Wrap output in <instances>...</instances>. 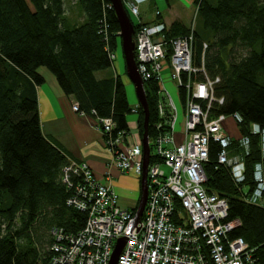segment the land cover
<instances>
[{
    "label": "trees",
    "instance_id": "1",
    "mask_svg": "<svg viewBox=\"0 0 264 264\" xmlns=\"http://www.w3.org/2000/svg\"><path fill=\"white\" fill-rule=\"evenodd\" d=\"M76 2L84 21L69 26L64 0H0V264H45L48 256L42 257L38 243L51 245V235L45 239L48 232L59 227L77 234L87 222L86 213L67 205L72 192L63 176L73 160L42 132L37 95V88L45 84L41 68L55 77L81 112L111 119L114 137L129 131L127 117L136 108L143 136L144 111L140 104L130 105L121 76L97 78L98 73L115 68L119 48L120 27L114 10L108 8L110 1ZM194 3V30L176 21L165 32V41L193 36L195 67L204 63L211 79L220 78L215 96L224 102L215 103L214 115L240 114L244 123L237 126L236 135H250L253 123L264 128V0ZM134 27L137 32L139 26ZM183 78L186 83L188 77ZM197 78L204 80L201 73ZM145 84L152 148L155 124L167 123L172 114L167 109L165 117H159L158 102L165 100L159 82ZM180 96L185 106L184 87ZM251 146L246 173L252 187L254 167L261 160L258 137L251 136ZM218 153L219 146L211 143L205 187L228 200V220L239 222L231 238H243L257 248L254 264H264V208L242 199L229 171L217 165Z\"/></svg>",
    "mask_w": 264,
    "mask_h": 264
},
{
    "label": "built area",
    "instance_id": "2",
    "mask_svg": "<svg viewBox=\"0 0 264 264\" xmlns=\"http://www.w3.org/2000/svg\"><path fill=\"white\" fill-rule=\"evenodd\" d=\"M122 1L133 24L139 26L136 60L143 81H158L160 94L164 96L162 72L170 70L178 87L187 92L184 142H176L177 108L165 90V100L158 102V114L163 118L168 109L172 117L165 123L168 127L163 122L155 124L152 145L156 154L151 153L148 170V202L141 222L133 229L137 206L122 207L111 183H103L87 164L70 161L63 176V183L72 192L67 205L86 213L87 222L77 234L52 228L45 264H111L122 238L127 242L117 264H254L257 248L250 247L243 238H231L239 222L228 220V200L208 193L205 187L206 165L210 162L211 143H215L219 146L217 165L229 171L242 199L264 208V128L253 123L250 135L238 137L229 133L228 121L237 128L244 120L240 114L214 115L215 103L224 102L215 96L220 78L211 79L204 63L195 67L193 36L166 42L165 23H141L140 8L150 0ZM108 8L113 10L111 4ZM101 24L106 31V15ZM200 73L204 80H198ZM184 76L188 77L186 83ZM193 76L196 79H191ZM73 110L86 115L79 111L77 103L73 104ZM132 113L138 116L136 108ZM97 120L104 145L112 153V166L122 174H134L142 180L144 147L139 127L114 137L113 121ZM251 136L259 138L261 154L254 167L252 187L246 173Z\"/></svg>",
    "mask_w": 264,
    "mask_h": 264
},
{
    "label": "crops",
    "instance_id": "3",
    "mask_svg": "<svg viewBox=\"0 0 264 264\" xmlns=\"http://www.w3.org/2000/svg\"><path fill=\"white\" fill-rule=\"evenodd\" d=\"M183 2L187 3L192 10L196 8L194 0H183ZM189 7H185V10L188 12L190 10ZM140 11V19L143 24L163 22L168 26V28H170V26L174 23L172 18H164L163 20L161 17L156 15V12H159L161 16L163 14L160 10H158V8L154 7L152 0H150L148 4L142 5ZM182 11L179 8V13H173V10L170 8L172 17H174L175 20L178 18L177 20H181L183 22L186 17L180 13ZM117 63L115 65L119 66H116L115 70L111 69L100 72L97 74V78L105 79L118 74L121 76L123 82L126 83L124 77L122 76L123 73L127 77L125 65L122 67L120 65L121 62ZM39 72L45 79V84L37 88L41 126L44 136L49 141L60 147L61 150H63V152L66 153L73 161L87 164L95 173L96 177L103 183H111L112 188L120 199L122 207L135 209L136 206H138L141 197V183L134 174H122L112 166V153L104 145L103 134L98 129V120L89 115H80L79 113H76L73 110V104H75L76 101L72 97H68L63 93L55 77L47 69H40ZM170 77L172 79L170 70L162 72V94L164 97L167 95L165 91L167 89L164 87V80L166 82L167 78L170 79ZM172 82L176 83L174 80ZM130 83L131 82L129 80V83L125 84L126 89L128 87L127 85ZM168 93L170 95L171 102L176 107L170 92ZM132 100L134 99H131V101ZM127 122L131 131H135L139 127L138 116L135 120H129L127 117ZM226 127L230 133L229 128L236 126H234L232 121H228L226 123ZM177 129L176 124V142L183 143L184 123H181V128ZM236 133L237 128L236 131L231 134L235 135Z\"/></svg>",
    "mask_w": 264,
    "mask_h": 264
},
{
    "label": "water",
    "instance_id": "4",
    "mask_svg": "<svg viewBox=\"0 0 264 264\" xmlns=\"http://www.w3.org/2000/svg\"><path fill=\"white\" fill-rule=\"evenodd\" d=\"M114 10L120 27V38L122 42V50L125 58L126 74L130 82L134 85L138 101L144 111V132H143V147H144V160H143V175L141 180V197L136 209L135 217L131 226L133 229L137 226L144 215L146 205L149 196L148 187V170L151 159V146L149 137V120L150 110L147 100L146 84L143 81L136 60V29L132 23L127 11L125 10L122 0H109ZM127 240L122 238L118 241L112 259L111 264H117L119 257L126 245Z\"/></svg>",
    "mask_w": 264,
    "mask_h": 264
},
{
    "label": "rangeland",
    "instance_id": "5",
    "mask_svg": "<svg viewBox=\"0 0 264 264\" xmlns=\"http://www.w3.org/2000/svg\"><path fill=\"white\" fill-rule=\"evenodd\" d=\"M152 1L154 4V7L158 8V10H160L162 12L163 15L161 16V14H160L161 19L164 20V18H167V19L172 18L173 22H176V21L182 22L181 20H177L178 18H176V20H175V18L172 17V13L170 12V8H171L173 10V13H176V12L179 13V8H180L181 11L183 9V11L180 13H182L186 17L184 20L185 22L183 21L182 23L184 25L189 26L191 28L190 30H193L196 27V18H197V15H196L197 12L196 11H197V9L194 8L192 10V8L189 7L187 5V3L183 2V0H152ZM184 6L186 8L189 7V9H190L189 12L185 10ZM190 6H192V5H190ZM65 7H66L67 23L69 26L78 25L84 21V13L82 12L81 8L78 6L76 0H65ZM156 14H157V12H156ZM160 16H158V17H160ZM167 28H168V26H167ZM117 62H119V63L121 62L120 65L122 67H124L125 58L123 55L121 38L119 40V48H118L117 53H116V63ZM116 66L118 67L119 65H115V68H116ZM115 68H114V70H115ZM41 70H46V69L41 68ZM122 76L124 77L125 82L129 83V79L125 76V74L122 73ZM171 80H172L171 77H170V79L167 78L166 82L164 80V87L168 90V92H170V94H171V96L175 102V105L178 109L177 128L179 129V128H181V123L183 124L184 120H185L184 105L182 103L181 96H180V88L178 87L177 83H173L172 82L173 80L172 81ZM126 83H124V84H126ZM127 86H128L127 87L128 99L130 101L129 103L132 107H135L136 105L139 104L135 87L132 83H130ZM170 86H172V87H170ZM131 99H134V100L131 101ZM136 117H137V115H135L133 113L128 116L129 120H133V119L135 120ZM229 129H230L229 130L230 133L236 131V127H231ZM251 149H252V146H251ZM151 153L153 155L156 154V150L154 147L151 148ZM137 179L141 183V177H137ZM47 235H48V237L45 239L50 240L49 232ZM38 247H39L38 250L41 253L42 257H44V256L47 257L50 244H48V243L39 244L38 243Z\"/></svg>",
    "mask_w": 264,
    "mask_h": 264
},
{
    "label": "bare ground",
    "instance_id": "6",
    "mask_svg": "<svg viewBox=\"0 0 264 264\" xmlns=\"http://www.w3.org/2000/svg\"><path fill=\"white\" fill-rule=\"evenodd\" d=\"M126 10V9H125ZM130 17V16H129ZM131 19V18H130ZM133 23V22H132ZM78 104V103H77ZM78 107H79V104H78ZM79 111H80V109H79ZM81 112V111H80ZM84 113V112H83ZM121 133V132H120ZM142 138H143V136H142ZM83 230V229H82ZM79 233V232H78Z\"/></svg>",
    "mask_w": 264,
    "mask_h": 264
}]
</instances>
